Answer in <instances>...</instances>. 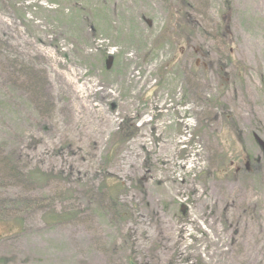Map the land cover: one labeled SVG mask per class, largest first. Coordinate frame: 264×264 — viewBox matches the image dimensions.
<instances>
[{"label":"rangeland","instance_id":"obj_1","mask_svg":"<svg viewBox=\"0 0 264 264\" xmlns=\"http://www.w3.org/2000/svg\"><path fill=\"white\" fill-rule=\"evenodd\" d=\"M255 136L264 0H0V199L39 200L0 220V264H264ZM51 202L74 219L48 226Z\"/></svg>","mask_w":264,"mask_h":264},{"label":"trees","instance_id":"obj_2","mask_svg":"<svg viewBox=\"0 0 264 264\" xmlns=\"http://www.w3.org/2000/svg\"><path fill=\"white\" fill-rule=\"evenodd\" d=\"M205 72V70H204ZM5 165L1 164L3 167V171L7 172L8 175H12L15 181L20 182L24 186L39 188L44 190L51 183H69L70 185H74L72 182V178H64L61 173H56L52 171L51 173H45L40 169H36L35 172L25 171V168L18 165L12 160L10 157H5ZM228 167L230 166L229 160L226 159L225 162ZM126 189V185L122 183L115 177H111V179H105L100 186L97 187L98 193L103 195V197H107L109 200V206L112 210L117 212L120 216L124 215L125 204L121 199V194ZM74 192V187L65 191L66 198L68 193L72 194ZM34 201H39L31 198H3L0 199V220L6 223L13 224H23V220L21 219L24 215L21 212L22 209H29L32 206ZM55 202L49 203L48 208L49 212L45 211L44 221L48 226H55L58 224H62L65 222H70L74 218L67 217L65 213L58 212L57 207H55ZM38 207L42 208L43 204H37ZM8 210V211H6ZM74 216V215H73ZM20 218V219H18Z\"/></svg>","mask_w":264,"mask_h":264},{"label":"bare ground","instance_id":"obj_3","mask_svg":"<svg viewBox=\"0 0 264 264\" xmlns=\"http://www.w3.org/2000/svg\"><path fill=\"white\" fill-rule=\"evenodd\" d=\"M97 94H98V92H97ZM101 95H103V94L101 93ZM70 96H71V98H73L74 101H78V103L82 106V108H86L82 102V99L79 97V95H77L76 93H73L72 89L70 90Z\"/></svg>","mask_w":264,"mask_h":264},{"label":"water","instance_id":"obj_4","mask_svg":"<svg viewBox=\"0 0 264 264\" xmlns=\"http://www.w3.org/2000/svg\"><path fill=\"white\" fill-rule=\"evenodd\" d=\"M199 64V61H197V65ZM206 67V65H204ZM255 140L257 141V143L264 149V142L259 139V137L255 136Z\"/></svg>","mask_w":264,"mask_h":264}]
</instances>
